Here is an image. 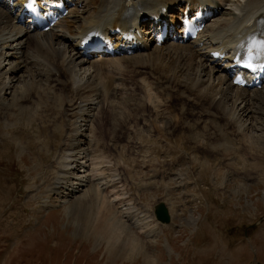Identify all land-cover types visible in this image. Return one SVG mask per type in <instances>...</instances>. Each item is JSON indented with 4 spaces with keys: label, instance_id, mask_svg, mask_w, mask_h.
<instances>
[{
    "label": "rangeland",
    "instance_id": "374dc122",
    "mask_svg": "<svg viewBox=\"0 0 264 264\" xmlns=\"http://www.w3.org/2000/svg\"><path fill=\"white\" fill-rule=\"evenodd\" d=\"M82 5L77 8L81 9ZM228 9L225 5L221 12ZM211 22L209 19L207 24ZM61 24L53 32L62 35L69 30V26L63 28ZM73 42L70 38H60L54 46L61 44L60 48L69 50ZM173 42L166 41L162 49ZM91 57L98 60L105 56L92 54ZM118 69L119 66L117 69L104 66L99 75L94 71L90 77L102 79L107 72L120 78ZM41 79L39 93H47L52 99L53 89H45L44 77ZM15 80L14 87L24 83L21 78ZM118 84L126 86L122 80ZM154 88L152 85L144 90L143 97ZM12 93V89L2 91L4 99L0 106V264H145L146 258L152 260L151 264H264V104L258 105L261 114L246 128L232 110L222 118L205 117L192 101L168 100L164 92H157L158 97L145 108L134 105V111L129 109L133 101L129 92L116 95L113 110L102 107L105 102L102 100L97 108L103 109L95 136L100 143H96L98 147L87 146L80 138L75 142V145L81 143L80 146L67 147L73 149L65 150V155L100 148L101 159L99 156L95 162L100 164L105 180L115 175L121 183L125 182L121 188L131 193V203L125 201L124 205L121 201L120 204L109 202L103 188H96L94 176L86 186L76 184L75 179L84 174L85 168L68 169L65 175L55 174V168L64 166L62 162L67 158L61 156V145L71 132L69 127L77 125L88 134L94 125L89 119L97 112L84 105L81 111L86 118L69 126V122L65 124L67 117H63L58 134L48 137L52 115L41 113V116L37 111L28 117L39 104L29 102L30 110L21 112ZM120 107L123 115L131 111L136 115L148 113L151 121L145 127L138 125L135 131L138 133L131 132L133 122L131 128L121 125L112 132V117ZM39 124L44 125L42 132ZM157 126L164 130L156 132ZM103 157H106L104 161ZM168 172L178 182L167 179ZM62 174L71 177L68 179L74 185L73 194L56 193L68 192L63 189L67 178L56 185L57 191L52 190ZM158 201L168 204L171 222L157 223L155 236H149L151 215L142 217L139 227L129 218L146 211L153 214ZM127 210L130 217H123L122 212L125 214Z\"/></svg>",
    "mask_w": 264,
    "mask_h": 264
},
{
    "label": "bare ground",
    "instance_id": "6f19581e",
    "mask_svg": "<svg viewBox=\"0 0 264 264\" xmlns=\"http://www.w3.org/2000/svg\"><path fill=\"white\" fill-rule=\"evenodd\" d=\"M14 1L16 3H13L12 6H18V3L20 5L22 3L21 0ZM230 1L235 2L237 0H204L203 3L205 4H200L199 0H75L74 6L85 3L84 10L88 7V10L91 12L87 17H82L78 13L77 8H71L68 11V15L63 18V24H61L63 28L69 26V30H65L66 34L59 35L51 32L53 28L42 31L15 22L17 17L16 14L15 16L12 15L11 6L6 5L1 0L0 106L3 105L4 99L2 91L9 89H12V99L18 102V110L21 112L30 110L27 103H38V109L35 112H32V110V113L30 115L28 114V117L34 116V113L37 111L41 116L43 114L52 115L49 125L51 126L50 136L46 134L48 137H55L58 134L60 121L63 117H67L65 124L69 122V126L78 123L79 119L86 118L87 116L81 111L84 105H87L93 111L97 112L89 119V122L92 121L94 125L89 128L92 124L91 122L87 126L89 128L88 134L82 128L77 127V125L69 127V131L71 132H69L66 143H61V146H63L61 156L71 158L68 160L66 158L62 162L65 163L64 166L61 164V167H56L55 174L59 175L63 173L65 175L68 173V169L77 170L79 167L85 168L82 170L84 174L75 179L77 181L75 183L86 186L92 182L90 178L94 176L93 181L96 180V188H103L109 199L108 201L111 203L114 202L112 204L119 203L125 197L119 196L122 190L120 193L115 190L119 186L118 178L112 176L110 179L105 180L106 176L105 178L103 177V172L99 168L100 164L95 162L100 156L98 153L100 148H92L89 150L92 154L87 149H80L81 151L75 154L71 152L65 155V150L72 151L71 149H73L67 147L74 146L75 142H78L80 138L85 140L87 146L88 144L89 146L96 145V143L100 144L95 139V136L100 122L99 119L101 118L100 114L103 110L100 108L101 111H98L97 108L100 107L99 104L102 100L105 101L102 103V107H107L106 110H113L116 95L121 92L120 95L123 96L122 93L129 92L133 98V101H130L132 107H129V109L134 111V105L138 107L142 105L139 108H145L146 104H150L158 97V94L156 95L157 92H164V94L169 96V99L166 97L168 100L192 101V104L198 109L200 114L205 117L216 115L217 118H222L227 115L228 110H232L236 112L235 118L242 122L240 125H245L246 128L250 126L254 118L261 114L258 105L264 104V84L261 85V88H252L251 90L247 86L239 87L234 85V79H236L237 75L241 74L240 70L235 66L234 57L243 56L247 43L253 37L257 36L260 43L264 42V0H238V3H230ZM91 2H93V5H91ZM225 5L229 6V9L222 13V8ZM208 11L211 15L214 13H219V15H213L211 17L213 22L204 26L199 36L188 43H169L165 49H162L163 42L160 45L148 46V37L140 38L142 36L140 31H143L142 28L146 23L157 22V25H166L168 20L171 22L175 20L176 22L181 21V16L188 12H193L192 15H194L197 12ZM176 14L178 15L176 16ZM259 18L262 19L263 24L257 30V20ZM132 27L139 28L140 31L133 30ZM97 28L100 30L103 28V31L110 33V40L116 42L119 50L118 53H129V55H124L122 58H117L115 55H108L103 58L100 57L98 60L90 59L89 54H86L80 48L82 44L81 40L87 37L86 35H90L96 41L98 37ZM66 37L72 38L71 40L74 41L71 47H69V50L54 46L58 39L62 38L64 40ZM137 39L140 40V45L134 50L129 51V46ZM61 42L63 41L61 40ZM105 43L109 45L110 41L105 39ZM4 62H7V67L2 65ZM85 64H89V67H84ZM104 66L113 69H117V66H119L120 78L113 74L109 75L107 72L103 73L102 79L90 77V74L94 71L99 75ZM205 76L207 77L204 78ZM42 77H44L43 81L45 80L43 83L45 89H53L52 99H49L47 93H39L37 89L39 79ZM14 78L16 80L21 78L24 83L19 87H14ZM146 78H148V81ZM120 80L126 84L125 87H121L118 84ZM152 85L155 88L147 96L143 97L142 92ZM56 89L58 91L57 93L54 92ZM57 101L60 107L56 106ZM119 110L116 114L118 117L116 115L112 117V132H116L117 128H120L121 125L125 129L131 128L130 123L133 122L134 128L131 125L133 130H130L131 132L138 133L135 132L138 125L139 127H145L151 121L148 113L146 115H136L131 111L123 115V109L120 107ZM248 116L251 117L250 120L244 122V119H248ZM39 125V131L42 132L44 125ZM154 130L160 133L164 129L163 127H158V129L154 127ZM187 136L193 138L191 134ZM44 143L46 144L47 141ZM80 144L77 143L75 146H80ZM96 146L98 147V145ZM101 156L98 159H101ZM104 158L106 159V157H103V161ZM78 159L81 161H78ZM203 160L205 159L203 158ZM88 161L89 164L86 165ZM63 174L61 177H57L60 180L55 186L58 183H63V180L67 178L63 183L65 184L63 185V189L68 192L66 193L62 190L56 193L73 194L74 185L72 186L70 182L71 177L63 176ZM124 183L122 182L121 185ZM55 186L52 187V190L57 191L58 186ZM123 189L125 190V188ZM122 204L125 205L126 203L123 202ZM129 205L131 206V204ZM127 212L128 210L125 211V214L124 211L122 212L123 217L125 215L130 217L129 214H126ZM147 213L146 211V213L140 214L137 217L131 216L129 221L135 227H139L141 224L140 221L143 220L142 217L150 218L149 215H151V225H148L147 235L155 236L157 222L151 213ZM125 233L131 232L127 231ZM144 235L146 236V234ZM132 236L130 234V237ZM146 259L147 263L145 264L152 263L151 259Z\"/></svg>",
    "mask_w": 264,
    "mask_h": 264
},
{
    "label": "water",
    "instance_id": "95a60500",
    "mask_svg": "<svg viewBox=\"0 0 264 264\" xmlns=\"http://www.w3.org/2000/svg\"><path fill=\"white\" fill-rule=\"evenodd\" d=\"M154 214L156 218L163 223H168L170 220L167 207L163 202H159L154 206Z\"/></svg>",
    "mask_w": 264,
    "mask_h": 264
},
{
    "label": "snow or ice",
    "instance_id": "6c2138e0",
    "mask_svg": "<svg viewBox=\"0 0 264 264\" xmlns=\"http://www.w3.org/2000/svg\"><path fill=\"white\" fill-rule=\"evenodd\" d=\"M254 47H256L257 45H253ZM260 46H264V42H261V45Z\"/></svg>",
    "mask_w": 264,
    "mask_h": 264
}]
</instances>
